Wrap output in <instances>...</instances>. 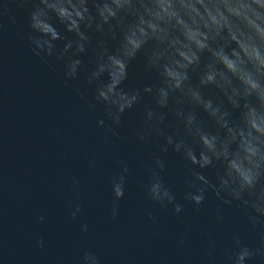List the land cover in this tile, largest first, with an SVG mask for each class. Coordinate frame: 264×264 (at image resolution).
Masks as SVG:
<instances>
[{
    "label": "water",
    "instance_id": "obj_1",
    "mask_svg": "<svg viewBox=\"0 0 264 264\" xmlns=\"http://www.w3.org/2000/svg\"><path fill=\"white\" fill-rule=\"evenodd\" d=\"M5 3L15 23L8 16L0 21V264H83L85 252L95 254L100 264H211L210 253L215 264H227L225 252L236 237L258 246L259 226H251L239 202L224 204L209 189L196 211L183 199L189 162L171 147L161 152L163 140H138L143 109L155 107L143 89L156 83L141 55L129 63L121 87L139 90L142 100L117 126L94 99L95 89L85 72L69 79L55 52L42 58L31 50L32 4L20 8L11 0H0V8ZM53 23L72 38L58 21ZM56 43L59 52L64 41ZM80 58L86 66L94 59L91 51ZM171 122L170 117L166 123ZM153 152L166 162L161 175L183 204L180 213L171 205L161 209L142 187ZM125 164V195L115 201L111 181ZM203 171L215 182V170ZM77 203L82 211L73 219ZM84 225L87 231H81ZM38 240H43V248ZM247 264L264 262L256 257Z\"/></svg>",
    "mask_w": 264,
    "mask_h": 264
},
{
    "label": "clouds",
    "instance_id": "obj_2",
    "mask_svg": "<svg viewBox=\"0 0 264 264\" xmlns=\"http://www.w3.org/2000/svg\"><path fill=\"white\" fill-rule=\"evenodd\" d=\"M11 2L20 8L32 4L28 13V26L35 33L29 36L31 50L42 58L55 52V58L64 61L69 79L85 72L87 83L94 86V99L117 126L123 114L142 100L139 90L126 91L121 85L129 63L138 55L143 57L145 68L156 79L143 91L151 95L155 107L143 109L138 140L143 144L154 137L163 140L161 152L171 147L189 162L183 199L196 211L211 189L224 204L239 202L251 226H259L258 246L243 244L236 237L225 252L227 264H247L256 257L264 262V0ZM5 16L15 23L7 3L0 8V21ZM54 19L72 38L59 32ZM58 40L64 43L56 52ZM89 51L94 59L86 66L80 57ZM234 113H238L235 118ZM170 117L172 122L166 123ZM150 155L152 166L142 184L147 198L161 209L171 205L174 213H180L184 206L161 175L166 162L154 152ZM206 169L215 170V182L205 175ZM128 174L125 164L112 178L115 201L124 198ZM117 206L114 202L113 218ZM81 211L77 203L72 218ZM149 218L154 219L151 213ZM81 231H87V225ZM37 244L44 247L43 240ZM82 260L100 264L90 252Z\"/></svg>",
    "mask_w": 264,
    "mask_h": 264
}]
</instances>
